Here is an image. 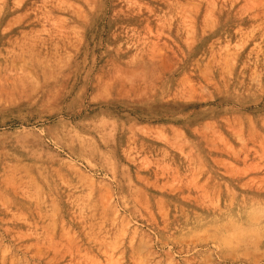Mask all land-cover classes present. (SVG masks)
<instances>
[{
  "label": "rangeland",
  "instance_id": "obj_1",
  "mask_svg": "<svg viewBox=\"0 0 264 264\" xmlns=\"http://www.w3.org/2000/svg\"><path fill=\"white\" fill-rule=\"evenodd\" d=\"M0 264H264V0H0Z\"/></svg>",
  "mask_w": 264,
  "mask_h": 264
}]
</instances>
